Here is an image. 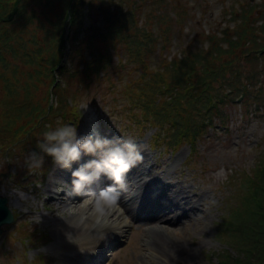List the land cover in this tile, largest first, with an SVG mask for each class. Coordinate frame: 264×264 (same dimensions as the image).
Returning a JSON list of instances; mask_svg holds the SVG:
<instances>
[{
  "label": "rangeland",
  "instance_id": "374dc122",
  "mask_svg": "<svg viewBox=\"0 0 264 264\" xmlns=\"http://www.w3.org/2000/svg\"><path fill=\"white\" fill-rule=\"evenodd\" d=\"M83 1V6L80 5L81 0L74 3L80 12L84 13L83 27L74 43L78 47L75 50L72 48L64 58L60 55V60L63 58V68L61 71L53 70L52 73L68 95V108H65L67 113L63 116V126L71 125L78 135L82 136L84 132L88 135V126L92 121L96 126H101L108 139L131 140L136 143L144 160L141 166L143 175L139 182L133 180L135 167L126 174L125 186L129 188V193L140 191L138 183L149 186L148 189L156 183H163L161 178L164 176V184L168 183V188L180 187L183 201H199V206L196 204L195 208L190 204L193 209H190L189 213L198 218L188 222L187 215L182 216L185 210L189 209L186 205L176 211L171 202L163 198L161 206L165 209L162 215L164 219L158 221V226H155L157 230L147 232L156 224L155 220L151 227L143 229L138 226L143 222V218L134 221L127 215H105L104 211L100 217H94L101 209V204H97L93 210H84L93 202L90 196L78 205L81 209L76 212L78 215L74 216L89 218L90 230L85 228L86 231L81 234L71 233V238L67 239L57 237L54 226L57 216L53 210H58L60 216L64 209L68 214L76 210L70 207L67 196H62L71 195L68 186L70 183L60 179L55 184L52 182L49 190L45 191L53 170L57 167L51 157L43 159L39 167L30 166L29 155L34 152L38 142H42L43 133L42 137L27 142L25 148L16 141L8 145L9 148L0 149V174H10L9 178H0V194L9 198V206L16 216L14 224L5 226L4 233L0 236V264H78L82 256L88 262L89 252L93 254V250L99 247H105L102 250L104 255L96 264H219V257L225 251L231 255L235 252L215 238L216 223L221 221L222 208L227 203H237L234 198L237 190L241 193L243 180L254 178L255 174L258 176L256 167L264 155V105L256 111L254 107L227 104L221 108L225 117L224 123L221 124L215 115L210 126L209 118L202 120L205 130L194 138L193 149L188 144L169 148L162 142V138H155L159 132L156 127H149L144 122L141 126L136 124L133 113L138 117L142 112L128 104L130 93L125 90L127 87L139 94L148 91L160 79H165L168 83L171 64L183 59L185 50L194 54L199 52L203 44L199 41L201 35L203 39L212 32L219 36L229 24L224 23L228 16L224 14L223 9L231 1L179 0L177 11L172 7L176 5V0H165L169 6L171 22L164 19L165 24L161 26L154 16V0H129V3H124L123 6L133 14L132 23L119 36L114 37L112 34L125 23V19L117 21L113 18L115 25L112 26L99 9V3L103 0ZM111 1L117 4L122 2ZM240 1L246 4L249 0ZM252 2L257 5L254 14L257 10L264 12V7L261 6L264 0ZM87 3H91L93 7L85 6ZM233 4L239 11L241 5L238 2ZM112 10L114 13L118 12V6H114ZM72 21L71 15L70 20L65 22V35H69L70 42L74 28ZM94 28H100L102 34L109 31L106 39L95 41L93 52L105 53L110 56V60L103 62L96 74L93 72L73 76L74 70H83L86 61L94 60L88 40L83 43L85 35L91 37ZM30 30L32 37L29 32L16 33L18 54L9 60L12 63L10 66H4L0 62V84L3 83L4 77L13 73L15 66L17 77L23 82L28 80L27 74L33 67L26 63V58L36 49L41 50L39 58L42 61H39V69L51 78L52 65L46 63L51 52L48 43L51 40L45 39L44 33L36 23L30 26ZM34 79L36 81L37 77ZM47 84L48 81L43 80L40 87L44 88ZM47 90L51 92L50 88ZM49 101L55 108L62 107L59 96L55 98L50 95ZM115 101L119 102L118 106L111 105ZM30 109L31 119L25 123L30 127L36 123L41 124L47 117L50 121L45 125L49 129L52 126L51 121L62 115L61 110H43L36 105H32ZM206 112L205 109L204 114ZM54 127H60L59 121ZM35 135L36 133L32 132V137ZM151 139L156 141L152 143ZM55 180L57 179L53 181ZM247 187L252 190V183ZM124 191V188L121 189L119 198L127 195ZM47 192H52L59 206L55 205L54 201H46L49 196ZM145 194L146 191L137 211L142 208ZM102 202L109 201L103 199ZM117 202L126 208L119 199ZM106 217L110 220H104ZM116 219L117 223L113 222ZM80 220L81 218L77 222ZM125 220L129 223L125 224ZM184 223H187L186 226L180 228ZM114 225L116 228H113ZM66 230L71 229H64ZM93 231L99 232L98 239L93 240ZM25 232L31 234V241L26 236L21 237ZM155 237H160L163 241L166 262L158 261L151 251H148L149 254L144 250L148 249L147 246L144 249L142 247L143 240L153 247ZM86 240L93 242V248L83 251L78 247V243ZM110 243L113 245L111 248L108 247Z\"/></svg>",
  "mask_w": 264,
  "mask_h": 264
},
{
  "label": "trees",
  "instance_id": "16d2710c",
  "mask_svg": "<svg viewBox=\"0 0 264 264\" xmlns=\"http://www.w3.org/2000/svg\"><path fill=\"white\" fill-rule=\"evenodd\" d=\"M75 1L0 0V62L4 66L12 65L9 60L18 54L16 33L29 32L32 37L30 26L36 23L45 39L51 40L48 42L51 52L46 63L52 65L50 78L39 69L41 50L36 49L26 58V63L33 67L27 74L28 80L23 82L17 77L16 66L11 75L3 78L0 84V149L9 148L8 145L16 141L25 148L27 142L38 139L48 130L45 123L50 120L47 117L41 124L36 123L31 127L25 125L31 119L32 105L43 110H61L63 115L67 113L68 95L52 73L57 68L62 70L60 55L63 56L66 50L64 20L68 21L73 16V44L83 27L84 13L80 12ZM230 1L223 11L225 15H230L226 21L229 24L219 36L212 32L203 39L201 35L199 41L203 44L199 52L194 54L185 50L183 59L171 64L168 83L160 79L148 91L139 94L126 87L125 91L130 93L128 104L142 112L138 117L133 115L136 122L156 127L159 130L157 138H162L169 148L188 144L193 149L194 138L205 130L202 120L209 118L210 126L215 115L221 124L224 123L221 108L227 104L254 107L256 111L264 105V12L256 15L255 5L249 2L242 4L240 0ZM235 2L241 5L239 11L233 4ZM154 3L155 12L164 5V2ZM80 5H84L83 0ZM114 6H118L116 13L112 10ZM261 6L264 7V2ZM99 8L112 26L115 25L113 18L117 21L125 19V23L115 30L112 37L119 36L132 23L133 15L124 13L123 5L103 0ZM231 23L235 24L231 26ZM107 33L104 35L100 28H94L91 37L84 39L83 43L88 40L94 60L86 61L85 68L76 69L73 76L96 74L100 65L110 60V56L105 53L93 52L95 41L106 39ZM43 80L48 81L44 88L40 87ZM50 95L59 96L62 107L50 105ZM111 105L118 106L119 102L115 101ZM55 124L50 130L54 129ZM32 132L36 133L34 137ZM33 151L43 156V159L46 156L37 146ZM256 173L258 176L255 174L254 178L243 180L241 193L236 191L234 201L237 203H227L222 208L221 221L216 223L215 238L235 254L225 251L219 257V264H264V155L258 162ZM250 182L252 190L247 187Z\"/></svg>",
  "mask_w": 264,
  "mask_h": 264
},
{
  "label": "clouds",
  "instance_id": "9594fccd",
  "mask_svg": "<svg viewBox=\"0 0 264 264\" xmlns=\"http://www.w3.org/2000/svg\"><path fill=\"white\" fill-rule=\"evenodd\" d=\"M37 147L51 157L60 169L71 172L70 190L74 193H81L101 179L111 181L99 198L108 197L112 202L118 201L125 186L126 174L143 158L139 146L131 140L108 139L98 131L80 136L69 125L46 131ZM85 156L91 159L80 163ZM29 162L30 166L39 167L43 156L30 153ZM74 164L78 165L75 170Z\"/></svg>",
  "mask_w": 264,
  "mask_h": 264
},
{
  "label": "bare ground",
  "instance_id": "6f19581e",
  "mask_svg": "<svg viewBox=\"0 0 264 264\" xmlns=\"http://www.w3.org/2000/svg\"><path fill=\"white\" fill-rule=\"evenodd\" d=\"M84 135H87V134L83 133V136ZM143 162H144V160L142 158V160L139 161L137 163V165L135 166V168H134L135 171H133L134 176L132 177V179L137 181V182H139V180L141 179L140 178L141 175H143V172L141 171V166H142ZM54 179H57V180L53 181ZM60 179H61V181H64L65 183L68 184L69 183V174H68V170H62L57 166L53 170V174L51 176L49 185L47 186L45 191L49 190V186L52 184V182H53V184H55ZM161 180L163 181V183H156L158 185L155 187L156 184H154L150 189H148L149 186L147 187V185H145L143 183H138V185L140 186V191L137 193H133V194L129 193L130 190L127 186H124V190H125L124 192L127 195L124 194L125 196L123 195L124 197L119 198V201L123 205H125L126 208L124 206H122L117 201L116 202L111 201L110 203L109 202L103 203L102 202L103 199H100L99 197H100V193H102L106 189L98 193L96 190H93V186H94V184H93L90 188L85 190L86 195L90 194L91 193L90 191H93L92 193H94V194L91 196L93 199V202L91 204H89L87 207H85L84 210H86L88 208H89V210H93L94 207L97 206V204H101V207H100L101 209L99 210V212L97 214L94 215V217H96L97 215L100 217L101 212L104 211L105 215H107L108 213H112L114 215L120 214V216L127 215L130 218H132L134 221L138 220L140 218H143V222L139 223V225H138L139 227H141L143 229H147V228L151 227L152 224L154 223V220H155L156 224L153 227L149 228V230L147 231V232H150V231H152V229L157 230L155 226H158V221L160 219H164V217H162V215H164L165 209H163V207L161 206V202L164 198V199H167V201L171 202L173 207L176 208L175 209L176 211L179 210L182 206L186 205L187 208H189V209L185 210L186 213L184 212L182 216L187 215L188 222L193 221L194 219L197 220L198 216H195V214L190 215L189 213H190V209H193L192 207L190 208V204H192L191 206H193L195 208L196 204H197V206H199V201H196V202L189 201V200L187 202L183 201L181 199V195H180V191H181L180 187L178 189H176L175 186L173 189L168 188L167 187L168 183L164 184V182H165L164 176L161 178ZM103 182L105 183V182H111V181L100 180L98 183L102 184ZM68 186H70V184ZM145 191H146L145 200L143 202L142 208L140 209V211L139 210L137 211L136 209H138V206L141 204V200H142V197H143V194L145 193ZM47 193L49 194V196L47 197L46 201L49 203L54 201V204L55 205L57 204V206H59V203L53 197L52 192H47ZM64 195L67 196V198L69 200V205L71 208H74L76 210L75 212H77L81 209L78 205L79 204L81 205L86 200V198H83L84 197L83 194H77V197H75V198L74 197L71 198L67 194H62V196H64ZM62 196H60V197H62ZM79 197H82V198H79ZM67 208L68 207L66 206V209ZM67 210L69 211V209H67ZM135 210H136V212L133 213ZM142 210H145L146 212H143ZM53 211H55L54 214H55V216H57L54 220V223H55L54 226L56 229L55 235L57 237H59V238L63 237V239H67V238H71V233L77 232L78 234H81V233L86 231L85 228H87L88 231L90 230V227H88L89 223H90V221H88L89 218H88V220L83 219L82 217L74 218V215L69 216L65 209L62 211L61 216L59 215L58 210H53ZM85 214H87V213H85ZM155 216H157V217H155ZM89 217H91V216H89ZM80 218H82V221L77 222V220ZM83 220H84V222L85 221H87V222L84 224ZM104 220H110V218L106 217ZM113 222L117 223V219L114 220ZM179 222H180V220H179ZM128 223L129 222L127 220H125V224H128ZM169 223H170V221H168V224ZM187 223L181 224L180 228H184ZM67 228H69L71 230L64 231V229H67ZM113 228H116V226L114 225ZM94 229H95V227L93 228V230ZM93 233H94L93 240L98 239L99 232L93 231ZM101 234H102V232H101ZM159 238L155 237V244L153 247H150V244L146 240H143L144 244L142 247L144 249L147 246L148 249H144V250H147V252L151 251V254L158 261L166 262L165 261L166 249L163 250V248H162L163 241L160 240ZM92 243H93L92 241H88V240L81 241L80 243H78V247L81 248L83 251L90 250L93 248L91 246ZM112 246L113 245L111 243L108 245V247H112ZM104 248L99 247L98 249L93 250V251L97 250V252H98L97 258L98 259L103 257L104 251H102V250ZM78 264H95V261L89 259V261L87 262V259L82 256L80 258V260L78 261Z\"/></svg>",
  "mask_w": 264,
  "mask_h": 264
},
{
  "label": "water",
  "instance_id": "95a60500",
  "mask_svg": "<svg viewBox=\"0 0 264 264\" xmlns=\"http://www.w3.org/2000/svg\"><path fill=\"white\" fill-rule=\"evenodd\" d=\"M8 204V198L0 195V235L4 231L3 227L5 225H11L15 221L14 214Z\"/></svg>",
  "mask_w": 264,
  "mask_h": 264
},
{
  "label": "snow or ice",
  "instance_id": "6c2138e0",
  "mask_svg": "<svg viewBox=\"0 0 264 264\" xmlns=\"http://www.w3.org/2000/svg\"><path fill=\"white\" fill-rule=\"evenodd\" d=\"M104 200L111 202V200L108 197H104Z\"/></svg>",
  "mask_w": 264,
  "mask_h": 264
}]
</instances>
